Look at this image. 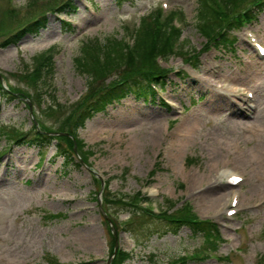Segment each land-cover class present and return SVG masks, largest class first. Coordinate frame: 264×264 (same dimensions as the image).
<instances>
[{
    "label": "rangeland",
    "instance_id": "1",
    "mask_svg": "<svg viewBox=\"0 0 264 264\" xmlns=\"http://www.w3.org/2000/svg\"><path fill=\"white\" fill-rule=\"evenodd\" d=\"M60 1L0 0V70L9 78L7 84L0 75V86L6 91L8 85L17 86L28 93L22 98L16 93H0L1 130L25 133L35 126L43 133L45 128L49 133L60 132L88 96L121 79L114 75L91 83L75 61L82 56L83 44L90 40L104 44L110 39L131 44V33L140 18L163 8V3L168 4L165 13L177 10L184 14L186 26L180 42L191 52L186 57H192L193 50L197 53L199 67L194 69L178 55L161 62L174 71L161 96L172 111L157 102L144 104L132 97L78 126L75 135L92 152L87 162L74 154L67 165L65 157L56 154L57 140L44 150L13 144L7 133L0 132V264H45L47 255L62 264H108L116 235L120 249L132 254L123 264H169L204 245V238L194 236L189 228L166 232L160 225L154 234H147L149 226L141 233L134 232V238L143 243L138 246L120 227L134 218L133 208L124 207L127 203L122 198L133 200L140 192L143 200L150 197L160 209L168 206L167 200L176 201L178 207L188 200L201 217L229 226L221 227L224 243L214 257L188 264H258L257 256H264V58L246 42L244 31L235 34L234 51L211 48L207 52V41L196 23L200 0L121 4L95 0L90 4L94 13L84 0H76L74 18L49 12L46 28L38 36L28 33L18 45L5 43L21 25L43 16ZM64 21L72 22L73 32L64 27ZM250 28L264 45V12ZM50 50L55 57L54 75L38 92L51 90L37 94L27 85L24 73L32 69L37 56ZM177 72H185L186 78L176 76ZM230 79L240 80L238 90L225 95L232 88L231 84L224 86ZM247 91L253 92L255 100L247 99ZM217 94L234 100L235 105L229 99V109L225 105L210 107ZM52 100L64 108L47 111ZM248 104L258 110L252 113ZM238 110L243 111L242 116L234 115ZM66 126L62 136L70 138L73 127ZM190 129L191 140L186 141ZM159 154L162 170L150 179L148 173ZM188 159H193L192 165ZM224 168L236 170L245 182L235 189L227 188L223 180L216 184L214 180ZM100 179L107 183L104 189ZM219 188L224 189L217 192ZM235 192L241 196L243 211L226 220ZM103 212H109L120 227ZM48 214H63V218L46 221ZM93 228L98 234L90 244L84 234ZM237 248L243 251L238 253ZM116 259L111 264H120Z\"/></svg>",
    "mask_w": 264,
    "mask_h": 264
},
{
    "label": "trees",
    "instance_id": "2",
    "mask_svg": "<svg viewBox=\"0 0 264 264\" xmlns=\"http://www.w3.org/2000/svg\"><path fill=\"white\" fill-rule=\"evenodd\" d=\"M122 1L124 0H117L119 4ZM199 2L196 22L200 32L199 34L207 40L208 44H216L217 47H223L228 50L231 48L234 49L237 41L234 36L235 31L239 30L245 22L256 20L257 16L264 12V0H200ZM76 6L77 3L74 0H62L60 5L49 9L69 16L76 13ZM161 19L162 15L160 11H155L141 19V23L133 35L134 40L132 46H128L124 39L120 41L110 39L104 44L91 42L83 45L80 49L82 56L75 61L78 69L91 79V83L107 80V78L113 77L114 75L120 76L121 79H119L120 81L113 82L107 88L94 91L83 102V106L73 111L70 118H67L63 124V128L60 132H57L63 133L64 128L67 127L66 125L71 124L73 127L70 130L71 139L62 135L56 137L51 136L48 134L51 132L49 129H43V133V131L38 130L35 126L33 130L26 133L22 130H11L6 134V137L12 138L13 141L16 140L19 145L38 146L41 148L51 146L53 141L57 140V153L59 156L65 157V163L67 165L72 163V158L75 156L73 146L75 141L80 156L87 162L92 152L86 150L84 141L78 135H75L78 126L84 124L93 115L105 112L110 105L120 103L129 97H135L136 99L149 95L152 93L150 89L151 83H156L161 86L166 85L165 79L169 74V70L160 66L159 59L167 60L173 55L184 57L187 61L196 59L194 50L192 57H186L191 52L183 49L184 47L180 42L183 33L175 27L173 16L164 21V24ZM46 25L47 16L44 14L43 16H38L36 21L31 20L27 24L26 29L19 31L8 43L12 44L21 41L28 33L38 36L46 28ZM66 26L67 24H64L65 28ZM44 57H37L33 68L24 73V77L29 82L27 85L32 86L37 94L46 93L47 89L51 90V87L42 88L43 91L38 92L41 89L40 86H43V83H48L49 76L52 77L53 74V65L49 62L51 61V57L48 58V63L44 62L45 65L43 64ZM1 87L0 93L6 94L7 96L9 95L8 93H16L19 98L28 95V93L22 92L23 94L21 95L23 96L20 97L18 95L21 92L20 89L9 86V91H6ZM15 98L16 96L12 97V99ZM52 101L53 103H51L50 107L46 108L48 109L47 111L50 109L52 111L64 108L57 101ZM65 139L67 140L66 147L64 146ZM166 203L170 207L174 205L172 200H167ZM133 211V223L131 222L126 227L131 234L134 232L141 233L145 226L150 227L147 234H154L156 231L155 228L160 225L164 226L166 231H176L187 226L194 233L203 235L209 244L214 243L213 241L218 239V235L212 226L207 224H193V216L187 209H180L166 219H164V215L162 218L163 221L154 220L151 214L146 215L149 212L140 210L139 208H135ZM60 218H63L62 214H48L45 217L46 221H53ZM128 259H130L129 256L125 252H121L116 260H118V263L123 264ZM46 260V264H62L58 262L56 257L47 256Z\"/></svg>",
    "mask_w": 264,
    "mask_h": 264
},
{
    "label": "bare ground",
    "instance_id": "3",
    "mask_svg": "<svg viewBox=\"0 0 264 264\" xmlns=\"http://www.w3.org/2000/svg\"><path fill=\"white\" fill-rule=\"evenodd\" d=\"M0 75H2V72H1V70H0ZM4 76V75H3ZM4 80L7 82V84H8V80H9V78H5L4 77ZM239 80V79H238ZM237 79L235 80V81H233V89H229V90H226V93H225V95H228L227 93L228 92H230V93H237V87H235V85L238 83V82H240V80L238 81ZM235 84V85H234ZM239 84V83H238ZM8 86H10V85H8ZM237 86V85H236ZM10 87H13V86H10ZM15 88H18L17 86H15ZM20 90H21V92H19L18 93V95L20 96V97H22L23 95H21V94H23L22 92H26V91H24V90H22L21 88H19ZM27 93V92H26ZM25 94V93H24ZM224 95V96H225ZM231 95H235V94H231ZM224 96H220V95H214L212 98H211V100H210V107H221L222 108V106H227L228 107V109H229V104H228V100L230 99V98H227L226 96L224 97ZM231 101V104L234 106L235 105V101L234 100H232V99H230ZM228 105H227V104ZM257 110H258V107H257ZM255 112V111H254ZM234 115L235 116H242L243 115V111L241 112L240 110H238V112H235L234 113ZM249 118L250 119H252L253 117L251 116V115H249ZM250 128V127H249ZM251 130H252V128H250ZM188 140H191V129L190 130H187V134H186V141H188ZM224 174L225 175H229V173L228 172H224ZM219 180H221L220 178H217L216 180H214V181H216V184L219 182ZM224 188H219L218 190H216L217 192L218 191H220V190H223ZM97 234H98V231L95 229V228H93V229H90L89 231H87V232H85V234H84V238H85V240H89V242H90V244H93V243H95V239H96V236H97ZM88 242V243H89ZM90 244H88V245H90Z\"/></svg>",
    "mask_w": 264,
    "mask_h": 264
}]
</instances>
